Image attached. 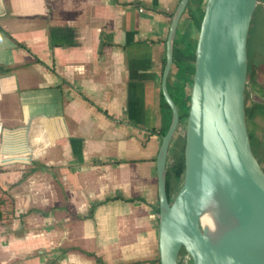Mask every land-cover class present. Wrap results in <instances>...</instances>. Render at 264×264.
<instances>
[{
    "label": "crops",
    "instance_id": "0c3cea01",
    "mask_svg": "<svg viewBox=\"0 0 264 264\" xmlns=\"http://www.w3.org/2000/svg\"><path fill=\"white\" fill-rule=\"evenodd\" d=\"M179 3L0 0V264H161L162 74ZM260 18L264 0L251 30ZM197 31L184 13L176 37ZM254 56L251 111L264 107ZM248 126L262 164L264 109Z\"/></svg>",
    "mask_w": 264,
    "mask_h": 264
},
{
    "label": "water",
    "instance_id": "95a60500",
    "mask_svg": "<svg viewBox=\"0 0 264 264\" xmlns=\"http://www.w3.org/2000/svg\"><path fill=\"white\" fill-rule=\"evenodd\" d=\"M189 0H180L167 40L162 92L172 120L157 156L161 264H264V167L247 121L249 37L259 0H204L187 86L185 170L170 199L166 174L181 125L168 81Z\"/></svg>",
    "mask_w": 264,
    "mask_h": 264
},
{
    "label": "trees",
    "instance_id": "16d2710c",
    "mask_svg": "<svg viewBox=\"0 0 264 264\" xmlns=\"http://www.w3.org/2000/svg\"><path fill=\"white\" fill-rule=\"evenodd\" d=\"M203 3L204 0H189L187 5L185 14L188 18L192 19L197 28L200 25L202 15H203ZM181 43L184 45V48L181 49V57H177L174 60V65L176 69V74L182 77V85L174 86V89H170V94L175 100L179 111L180 116L182 119L187 117V110H188V95H187V86L188 81L190 80V75L193 72V60H194V48H195V39H187L182 35H177L176 37V45ZM178 47V46H177ZM251 70V60L249 56V76ZM247 98V93H246ZM247 100V99H246ZM247 103V101H246ZM247 105V104H246ZM163 106L165 109V125L161 129V134L164 135L171 123L172 120V109L169 104L166 102L163 96ZM256 111H263L264 107L261 103H255L254 106ZM247 121L249 124V119L253 116V112L247 106ZM184 136H179L177 140L173 141V144L170 148L169 155L170 156L166 174V188L169 198L171 199L173 194L178 190L181 186L184 170H185V163H184ZM179 263L183 264V254H181Z\"/></svg>",
    "mask_w": 264,
    "mask_h": 264
},
{
    "label": "rangeland",
    "instance_id": "374dc122",
    "mask_svg": "<svg viewBox=\"0 0 264 264\" xmlns=\"http://www.w3.org/2000/svg\"><path fill=\"white\" fill-rule=\"evenodd\" d=\"M263 29H264L263 28V22L260 18L257 21H255V25H254V27H252V30L250 31V37H249V56H250V58L253 57V59H255L254 54H256L257 49L262 50V52L264 51L263 43L261 45V42L264 39ZM261 77H262V79H264V72L261 75ZM247 87L249 88V77H248ZM247 103H248V100H247ZM181 127L185 131V119H182L180 129H181ZM175 140H177V138H175L174 141ZM172 153H173V148H172V152H171L170 156L172 155ZM262 165L264 167V161H262Z\"/></svg>",
    "mask_w": 264,
    "mask_h": 264
}]
</instances>
